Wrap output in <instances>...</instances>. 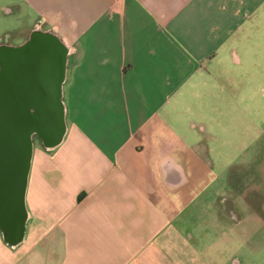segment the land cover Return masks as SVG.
<instances>
[{
  "label": "crops",
  "instance_id": "crops-1",
  "mask_svg": "<svg viewBox=\"0 0 264 264\" xmlns=\"http://www.w3.org/2000/svg\"><path fill=\"white\" fill-rule=\"evenodd\" d=\"M221 1L0 0V23L33 15L25 39L42 20L74 48L64 140L35 138L25 239L0 229V264H209L186 211L241 62Z\"/></svg>",
  "mask_w": 264,
  "mask_h": 264
},
{
  "label": "rangeland",
  "instance_id": "rangeland-1",
  "mask_svg": "<svg viewBox=\"0 0 264 264\" xmlns=\"http://www.w3.org/2000/svg\"><path fill=\"white\" fill-rule=\"evenodd\" d=\"M221 2L227 21L240 23L233 41L241 62L224 70L220 132L206 138L208 166L192 187V196L199 198L186 211L187 224L209 255V264H264V197L253 196L264 182V0ZM34 17L2 19L0 37L9 30L11 43H22L24 27L32 25ZM193 254V264H200L195 248Z\"/></svg>",
  "mask_w": 264,
  "mask_h": 264
},
{
  "label": "water",
  "instance_id": "water-1",
  "mask_svg": "<svg viewBox=\"0 0 264 264\" xmlns=\"http://www.w3.org/2000/svg\"><path fill=\"white\" fill-rule=\"evenodd\" d=\"M11 7L3 9L5 14ZM0 38V229L12 247L25 239L26 193L35 138L59 146L67 131L64 85L74 48L40 20L20 44Z\"/></svg>",
  "mask_w": 264,
  "mask_h": 264
},
{
  "label": "flooded vegetation",
  "instance_id": "flooded-vegetation-1",
  "mask_svg": "<svg viewBox=\"0 0 264 264\" xmlns=\"http://www.w3.org/2000/svg\"><path fill=\"white\" fill-rule=\"evenodd\" d=\"M6 35H7V34H6ZM6 35H5V36H6ZM5 36H4V37H5ZM9 42H11V41H10V36H9ZM263 164H264V160H263ZM263 181H264V179H263ZM253 196H256V197L258 196V197H261V198L264 197V182H262L261 190H260L259 192H258V191H257V192H254V193H253ZM229 207L231 208V207H233V205H230ZM251 207L254 208V206H253L252 204H251ZM254 209H255V208H254Z\"/></svg>",
  "mask_w": 264,
  "mask_h": 264
}]
</instances>
